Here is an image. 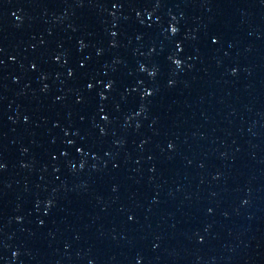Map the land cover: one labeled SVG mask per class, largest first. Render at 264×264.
Instances as JSON below:
<instances>
[{"label": "water", "instance_id": "1", "mask_svg": "<svg viewBox=\"0 0 264 264\" xmlns=\"http://www.w3.org/2000/svg\"><path fill=\"white\" fill-rule=\"evenodd\" d=\"M0 264H264V0H0Z\"/></svg>", "mask_w": 264, "mask_h": 264}]
</instances>
